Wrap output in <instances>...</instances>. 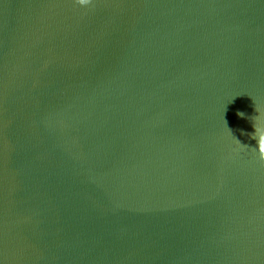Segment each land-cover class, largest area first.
I'll list each match as a JSON object with an SVG mask.
<instances>
[{
	"label": "water",
	"instance_id": "95a60500",
	"mask_svg": "<svg viewBox=\"0 0 264 264\" xmlns=\"http://www.w3.org/2000/svg\"><path fill=\"white\" fill-rule=\"evenodd\" d=\"M0 264H264V0H0Z\"/></svg>",
	"mask_w": 264,
	"mask_h": 264
}]
</instances>
